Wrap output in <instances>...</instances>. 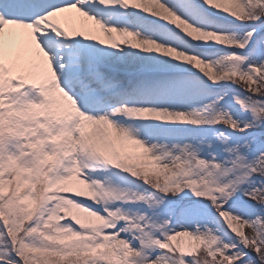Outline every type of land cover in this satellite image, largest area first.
Returning a JSON list of instances; mask_svg holds the SVG:
<instances>
[{"label":"snow or ice","instance_id":"6c2138e0","mask_svg":"<svg viewBox=\"0 0 264 264\" xmlns=\"http://www.w3.org/2000/svg\"><path fill=\"white\" fill-rule=\"evenodd\" d=\"M0 185V264H264V0H0Z\"/></svg>","mask_w":264,"mask_h":264},{"label":"rangeland","instance_id":"374dc122","mask_svg":"<svg viewBox=\"0 0 264 264\" xmlns=\"http://www.w3.org/2000/svg\"><path fill=\"white\" fill-rule=\"evenodd\" d=\"M108 15L112 16L113 14L112 13H108ZM118 17L121 16V13H119L117 15ZM23 175V174H21ZM30 179L29 180H24V181H21L18 185H17V188H16V193L17 195L19 194V192L26 186H28V184L30 183ZM39 186V187H38ZM40 188H43L44 191H49L51 190V188L49 187L48 185V182H47V179L46 177H43V178H40L37 180V183L36 184H33L32 185V189L33 191H39ZM4 190V186L3 185H0V192H3ZM23 203H30V197H24L23 198ZM67 209H68V213H74L76 212L75 209H72L70 205L67 206ZM67 214V213H66ZM64 239H70V237H64Z\"/></svg>","mask_w":264,"mask_h":264},{"label":"bare ground","instance_id":"6f19581e","mask_svg":"<svg viewBox=\"0 0 264 264\" xmlns=\"http://www.w3.org/2000/svg\"><path fill=\"white\" fill-rule=\"evenodd\" d=\"M113 15H112V18L113 19H117V18H120L118 17L117 15L119 14V12H111ZM78 214V213H77Z\"/></svg>","mask_w":264,"mask_h":264}]
</instances>
